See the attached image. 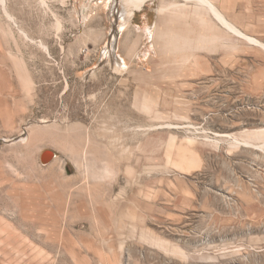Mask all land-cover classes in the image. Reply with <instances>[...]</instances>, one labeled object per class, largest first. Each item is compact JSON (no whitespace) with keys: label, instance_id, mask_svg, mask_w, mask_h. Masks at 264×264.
I'll use <instances>...</instances> for the list:
<instances>
[{"label":"rangeland","instance_id":"374dc122","mask_svg":"<svg viewBox=\"0 0 264 264\" xmlns=\"http://www.w3.org/2000/svg\"><path fill=\"white\" fill-rule=\"evenodd\" d=\"M209 1L118 66L119 0H0V264H264V0Z\"/></svg>","mask_w":264,"mask_h":264},{"label":"bare ground","instance_id":"6f19581e","mask_svg":"<svg viewBox=\"0 0 264 264\" xmlns=\"http://www.w3.org/2000/svg\"><path fill=\"white\" fill-rule=\"evenodd\" d=\"M164 0H119V4L121 6V11L118 15V17L120 18L121 24L119 27L115 28L112 30V33L110 35V39H109V46L108 48L104 47L102 50V57L106 58V57H112L116 58V56L114 55V46L116 48L117 45V39L119 37V35L121 34V31L123 28H127V26L130 24L131 18L134 16V14L137 11L142 10V8L146 5V4H150L152 2H157L158 3V11L159 13H162L164 10V5L163 2ZM185 1V0H183ZM187 1H193L196 3H201L205 6H207L210 11L212 12V14L214 15V17L221 23V25L223 27H225L226 30L230 31L232 34L235 35H240V36H244L243 33H241L236 26H234L233 24H231V22H229L225 16L220 13L215 6L212 4L211 1L209 0H187ZM118 3V2H117ZM183 8L182 11L186 10L188 11V9L186 7H181ZM194 8L197 9V6H194ZM159 18V16H158ZM144 36L147 40L151 41L155 38L154 37V31L152 32L151 28L149 26H146L143 30ZM246 37V36H244ZM244 39V38H243ZM250 39V38H249ZM246 40V39H245ZM112 41V43H111ZM151 43V42H150ZM118 66H121L118 60L116 61Z\"/></svg>","mask_w":264,"mask_h":264},{"label":"crops","instance_id":"0c3cea01","mask_svg":"<svg viewBox=\"0 0 264 264\" xmlns=\"http://www.w3.org/2000/svg\"><path fill=\"white\" fill-rule=\"evenodd\" d=\"M151 4V3H150ZM148 4H146L143 8H142V10H140V11H137L135 14H134V16L131 18V20L133 21V19L135 18H140L142 21H147L148 20V13L147 12H144V8L147 6ZM155 11H156V14L158 15V7L155 9ZM144 12V13H143ZM131 22V21H130ZM130 26V25H129ZM136 28H140V26L139 25H134ZM146 26H144L143 28H141V32H143V30H144V28H145ZM150 28H151V30H152V32L154 31V28H152L151 26H149ZM143 36H144V33H143Z\"/></svg>","mask_w":264,"mask_h":264},{"label":"water","instance_id":"95a60500","mask_svg":"<svg viewBox=\"0 0 264 264\" xmlns=\"http://www.w3.org/2000/svg\"><path fill=\"white\" fill-rule=\"evenodd\" d=\"M55 157V154L53 152H49V151H46V152H43L42 155H41V163L42 164H47L49 163L53 158Z\"/></svg>","mask_w":264,"mask_h":264}]
</instances>
